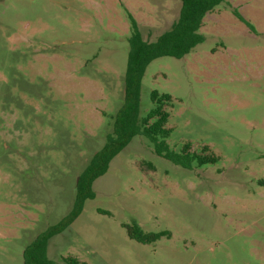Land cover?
I'll use <instances>...</instances> for the list:
<instances>
[{"label": "rangeland", "instance_id": "1", "mask_svg": "<svg viewBox=\"0 0 264 264\" xmlns=\"http://www.w3.org/2000/svg\"><path fill=\"white\" fill-rule=\"evenodd\" d=\"M180 6L0 0V264H23L24 249L72 209L123 104L132 24L154 42ZM199 33L186 57L148 65L139 117L153 91L170 96V150L218 162L179 166L133 138L49 240L53 264H264V0H225ZM133 224L160 237L137 243Z\"/></svg>", "mask_w": 264, "mask_h": 264}, {"label": "trees", "instance_id": "2", "mask_svg": "<svg viewBox=\"0 0 264 264\" xmlns=\"http://www.w3.org/2000/svg\"><path fill=\"white\" fill-rule=\"evenodd\" d=\"M225 0H180V11L177 20L170 30L160 35L154 42L145 41L136 26L132 24L129 39V50L124 81V99L121 108L115 114L112 131L107 135L105 145L96 152L78 177L75 186V198L72 209L57 224L39 234L23 251V264H53L47 257V245L51 238L64 232L80 216L86 201L94 198L93 184L102 177L111 161L135 137H143L154 149V153L176 165L189 167L192 162L198 166L216 164L215 156H199L185 151L175 153L167 145L171 131L166 128L169 115L164 107L170 102V96L150 95L153 108L145 117H139L140 88L142 78L148 65L164 57L182 59L194 48L204 42L199 33L205 17ZM234 14L240 18L236 10ZM128 237L137 243L148 244L157 240L160 235L144 234L138 225L127 228ZM70 264H79L70 260Z\"/></svg>", "mask_w": 264, "mask_h": 264}, {"label": "water", "instance_id": "3", "mask_svg": "<svg viewBox=\"0 0 264 264\" xmlns=\"http://www.w3.org/2000/svg\"><path fill=\"white\" fill-rule=\"evenodd\" d=\"M77 182H78V180H77ZM77 182H76V183H77Z\"/></svg>", "mask_w": 264, "mask_h": 264}]
</instances>
